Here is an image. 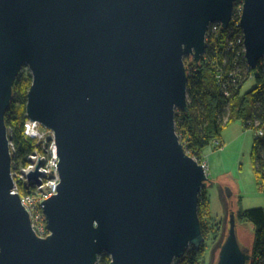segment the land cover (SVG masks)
<instances>
[{"label": "water", "instance_id": "water-1", "mask_svg": "<svg viewBox=\"0 0 264 264\" xmlns=\"http://www.w3.org/2000/svg\"><path fill=\"white\" fill-rule=\"evenodd\" d=\"M236 0H0V264H174L205 237L199 199L210 183L176 128L189 110L185 56L199 63L211 24ZM245 56L264 58V0H242ZM26 112L56 133L58 193L45 199L51 235L35 233L19 192L6 124L23 65ZM36 170L30 177L37 178ZM212 264H249L232 189Z\"/></svg>", "mask_w": 264, "mask_h": 264}, {"label": "trees", "instance_id": "trees-1", "mask_svg": "<svg viewBox=\"0 0 264 264\" xmlns=\"http://www.w3.org/2000/svg\"><path fill=\"white\" fill-rule=\"evenodd\" d=\"M242 4V0H236L234 10ZM232 24L207 40V50L199 63L192 56H185L189 71V110L176 111V128L186 150L199 161L204 160L206 146L214 144L216 140L220 142L217 144L219 148L223 146L222 133L229 123L238 119L248 130L253 129L258 133L262 129L263 134H257L254 139L251 155L256 177L264 185V58L256 70L251 69L245 56V47L237 43L229 46V42L235 39L231 34ZM189 60H192V64H189ZM253 74H256V85L247 92L242 91ZM33 80L31 72L19 73L13 88L12 104L6 112V124L15 147L13 164L24 159L34 147L25 134L27 97ZM225 83L231 86L230 94L224 91ZM227 109L229 117L225 121ZM206 192V188L201 190L198 204L204 237L209 231L205 218L211 208L210 197ZM239 203L236 212L238 221L255 226L251 249L253 259L249 264H264V206L244 208L241 198ZM186 250L184 255L176 257L174 264H199L206 254L204 243L198 248L190 245ZM110 261L111 254L103 252L97 264H110Z\"/></svg>", "mask_w": 264, "mask_h": 264}, {"label": "rangeland", "instance_id": "rangeland-1", "mask_svg": "<svg viewBox=\"0 0 264 264\" xmlns=\"http://www.w3.org/2000/svg\"><path fill=\"white\" fill-rule=\"evenodd\" d=\"M189 64H192V60H189ZM29 72L31 68L28 64H24L21 73ZM255 76L256 74H253L242 91L247 92L256 85ZM228 113L229 109L226 111L225 121L229 117ZM257 134L253 129H246L243 122L237 119L229 123L223 131L222 140L224 142L221 148L218 145L215 147L214 144L205 147L204 160L208 163L206 171L211 181L204 188L210 197L211 208L205 218L206 227L209 230L203 241L206 254L199 264H212L215 251L225 238L230 209L226 185L232 189L231 196L235 212L239 209L240 198L244 208L264 206V185L256 177L251 155ZM237 225L241 243L248 244V247L252 249L255 226L249 222L239 221Z\"/></svg>", "mask_w": 264, "mask_h": 264}, {"label": "built area", "instance_id": "built-area-1", "mask_svg": "<svg viewBox=\"0 0 264 264\" xmlns=\"http://www.w3.org/2000/svg\"><path fill=\"white\" fill-rule=\"evenodd\" d=\"M242 9L243 5L233 12L235 16H233L230 24L233 22L231 34L235 36V39L229 42V46H234L237 43L242 44L244 47L245 35L243 27L240 25ZM228 27H224L219 22L211 24V29L207 34V40L217 34L221 29ZM221 78L222 75L219 76V79ZM230 87L228 83L224 84L223 88L227 94L231 93ZM25 134L27 139L33 142L34 147L24 159H20L18 163L16 162L12 165V175L13 179H15V186L12 191L13 193L19 192L21 195V201L30 213L31 223L35 233L39 237H47L52 233L48 227L43 201L51 197L52 194L58 193L57 184L61 182L58 166L60 158L56 144V133L52 128L45 126L42 122L32 120L28 117L25 121ZM260 134H263L262 129L258 132V135ZM219 143L216 140L214 145L216 146ZM10 145L12 146V155L14 157L15 147L12 142ZM200 162L204 165L205 170H207V161L202 160ZM38 168L41 171L39 175L41 182H38L37 178L30 177V174L38 170Z\"/></svg>", "mask_w": 264, "mask_h": 264}]
</instances>
